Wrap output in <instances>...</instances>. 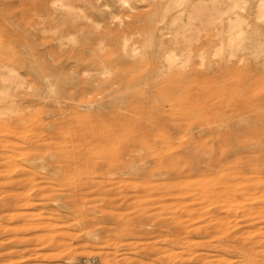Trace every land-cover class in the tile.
Listing matches in <instances>:
<instances>
[{
    "label": "rangeland",
    "instance_id": "1",
    "mask_svg": "<svg viewBox=\"0 0 264 264\" xmlns=\"http://www.w3.org/2000/svg\"><path fill=\"white\" fill-rule=\"evenodd\" d=\"M40 1L0 0V74L18 79H0V264H264L254 1L221 53V23L189 24L187 2L69 0L72 29Z\"/></svg>",
    "mask_w": 264,
    "mask_h": 264
},
{
    "label": "bare ground",
    "instance_id": "2",
    "mask_svg": "<svg viewBox=\"0 0 264 264\" xmlns=\"http://www.w3.org/2000/svg\"><path fill=\"white\" fill-rule=\"evenodd\" d=\"M23 0H18V2H22ZM50 1V3H52V4H58V3H60V6L62 7V8H65V10L66 11H63L64 13H63V15H61V17H59L58 19H57V21H58V23L60 22L61 24H63L64 26H68V27H70V28H72V29H74L75 28V25L76 24H74V22H73V19H78V18H75V16L76 15H80L81 16V14L85 11L84 9H83V11H82V13H80L79 12V14H77L76 13V11L74 12L73 10L74 9H72V7L74 6H79V5H77L76 3V5H72L70 2H68L69 0H43V1H40V5L41 6H43L44 5V3L46 2H49ZM66 1V2H65ZM72 1V0H71ZM85 1V0H84ZM123 4H127L128 3V5H129V0H120ZM250 2V0H167V7H165V10H166V12L168 11V9H170L172 6L173 7H178V6H182V4H184V3H188V23L189 24H191V23H193L194 21H199L200 23H203V24H205L206 26L207 25H215V24H217V22H220L221 23V29L219 28L218 29V36H219V40H220V42H219V44H218V48H217V52L218 53H221L223 50H224V48L225 47H233V46H236V45H238V44H240V42L244 39V37H245V29L243 28V25L246 23V18L244 17L245 15H243V12H244V10H245V7H246V4H247V2ZM251 1H254V2H251V3H255V12H254V15H255V18H256V20H258V19H261V18H264V0H251ZM44 2V3H43ZM74 2V1H73ZM1 3V2H0ZM17 3V2H16ZM85 3H87V4H92V0L91 1H89V0H87V2H85ZM8 4V3H7ZM53 5V6H54ZM84 5V4H83ZM92 5H94V4H92ZM90 6V5H89ZM25 7V6H24ZM81 7V6H80ZM80 7H79V9H80ZM91 7V6H90ZM183 7V6H182ZM16 8V7H15ZM18 8V7H17ZM36 8V7H35ZM34 8V9H35ZM76 8V7H75ZM85 8V7H84ZM94 8H95V5H94ZM164 8V7H163ZM186 8V7H185ZM252 8V7H251ZM72 9V10H71ZM30 10V9H29ZM59 10V9H58ZM251 10V9H250ZM25 12V11H24ZM245 13V12H244ZM252 13V12H251ZM250 13V14H251ZM19 14V13H18ZM48 14V13H47ZM89 15V14H88ZM3 16V15H2ZM181 16V14L179 13L178 15H176V17H175V20L176 19H178L179 17ZM251 16H252V14H251ZM82 17H84V15L82 16ZM86 17V16H85ZM249 17H250V15H249ZM57 18V17H56ZM258 18V19H257ZM31 19V18H30ZM55 19V18H54ZM180 19V18H179ZM12 20V19H11ZM22 20V19H21ZM86 20V19H85ZM175 20H173L174 22H175ZM224 20H226V26L222 23ZM261 20H263V19H261ZM75 21V20H74ZM88 21V20H87ZM259 21V20H258ZM6 22V21H5ZM89 22H90V20H89ZM75 23H76V21H75ZM187 23V24H188ZM2 24V23H1ZM15 24V23H14ZM81 23H79V25H80ZM247 24V23H246ZM93 25V24H92ZM186 25V24H185ZM247 25H249V24H247ZM17 26H20V25H18L17 24ZM56 26H57V24H56ZM81 26V25H80ZM182 26V25H181ZM197 26V25H196ZM58 27V26H57ZM87 27V26H86ZM179 27V26H178ZM185 27L186 26H184V29H185ZM89 28V27H88ZM90 28H91V26H90ZM197 28L199 29V27L197 26ZM44 29V28H43ZM42 29V30H43ZM62 29V28H61ZM80 30H81V28H79ZM63 30V29H62ZM94 30V29H93ZM148 30V29H147ZM178 30V29H177ZM257 30V29H256ZM79 31V30H78ZM188 31V30H187ZM186 31V32H187ZM25 32V31H24ZM183 32H185V30L183 31ZM254 32V31H253ZM21 33V32H20ZM95 33V32H94ZM109 33V32H108ZM14 34H16V33H14ZM53 35H54V33H52ZM55 34H56V31H55ZM66 34V33H65ZM87 34V33H86ZM60 35V34H59ZM108 35V34H107ZM184 35V34H183ZM250 35H253V34H250ZM61 36V35H60ZM97 36V35H96ZM99 36H102V35H99ZM185 36H187V35H185ZM6 37V36H5ZM58 37V36H57ZM181 37V36H180ZM253 37V36H252ZM79 38V37H78ZM102 38V37H101ZM122 38V37H121ZM249 38H250V36H249ZM68 39V38H67ZM192 39V38H191ZM251 39V38H250ZM256 40H257V38H255ZM62 40V39H61ZM189 40V39H188ZM254 40V39H253ZM64 41V40H63ZM102 41V40H101ZM100 41V42H101ZM81 42H83V41H81ZM86 42V41H85ZM186 42V41H185ZM257 42V41H256ZM260 42V41H259ZM255 44H257V43H255ZM263 44V43H262ZM10 45V44H9ZM12 45V44H11ZM85 45V44H84ZM252 45V44H251ZM60 46V45H59ZM59 46H58V48H59ZM91 46V45H90ZM243 46V45H242ZM89 47V46H88ZM87 47V48H88ZM185 47V46H184ZM255 47V46H254ZM57 48V47H56ZM102 48V47H101ZM257 49H258V47H256ZM255 48V49H256ZM2 50H3V47L1 48ZM6 49V48H5ZM4 49V50H5ZM32 49V48H31ZM60 49V48H59ZM248 49V48H247ZM10 50V49H9ZM34 50V49H33ZM72 50V49H71ZM259 50V49H258ZM257 50V51H258ZM263 50V52H264V49H262ZM10 52V51H9ZM60 52V51H59ZM91 52V51H90ZM262 52V53H263ZM16 53V52H15ZM20 53V52H19ZM7 54V53H6ZM11 54V53H10ZM32 54H33V52H32ZM17 55V54H16ZM20 55H21V53H20ZM27 55V54H26ZM74 55V54H73ZM85 55V54H84ZM83 55V56H84ZM102 55V54H101ZM6 56V55H5ZM12 56V55H11ZM22 56V55H21ZM58 56V55H57ZM62 56V55H61ZM69 56H70V54H69ZM82 56V55H81ZM86 56V55H85ZM175 54H169V55H167L166 56V60H167V62L169 63V64H171V65H173V64H175L174 63V61H176L175 60ZM16 57V56H15ZM18 57V56H17ZM34 57V56H33ZM73 57V56H72ZM222 57V56H221ZM220 57V58H221ZM8 58V57H7ZM3 59V58H2ZM18 59H19V57H18ZM26 59V58H25ZM32 59H34V58H32ZM42 59V58H41ZM114 59V58H113ZM15 60V59H14ZM24 60V59H23ZM59 60V59H58ZM116 60H118V59H116ZM8 61V60H7ZM6 61V62H7ZM32 61V60H31ZM40 61V60H39ZM76 61V60H75ZM4 62V61H3ZM6 62H4V63H6ZM11 62H13V60L11 61ZM25 62V61H24ZM41 62V61H40ZM40 62H39V64H40ZM46 62V61H45ZM21 63V62H20ZM43 63V62H42ZM2 64V63H1ZM18 64V63H17ZM16 64V65H17ZM35 64H36V62H35ZM44 64V63H43ZM78 64V63H77ZM113 64H114V62H113ZM3 65V64H2ZM2 65H1V67H2ZM36 65H38V64H36ZM50 65V64H49ZM13 66H15V65H13ZM26 66H29V65H26ZM56 66V65H55ZM105 66V65H104ZM114 66V65H113ZM6 67V66H5ZM18 67V66H17ZM41 67V66H40ZM47 67V66H46ZM52 66H50V68H51ZM115 67V66H114ZM21 68V67H20ZM22 68H24V67H22ZM32 68V67H31ZM36 68V67H35ZM43 68V67H42ZM49 68V67H48ZM57 68V67H56ZM171 68H172V66H171ZM26 69V68H25ZM44 69V68H43ZM110 69V68H109ZM35 70V69H34ZM117 70V69H116ZM119 70V69H118ZM125 70V69H124ZM225 70V69H224ZM15 71V70H14ZM14 71L13 70H10V73H9V75L8 76H6V78L4 77V74L3 75H1L0 74V76H1V78L0 79H2V81L3 82H8V83H10V84H14V86H15V84L17 85L18 84V79H17V76L14 74ZM26 71V70H25ZM32 71V70H31ZM105 71V70H104ZM107 71V70H106ZM227 71V70H226ZM51 72V71H50ZM71 72V71H70ZM108 72V71H107ZM28 73V72H27ZM43 74H44V72H42ZM74 73V72H73ZM109 73V72H108ZM42 74V75H43ZM46 74H48V73H46ZM45 74V75H46ZM71 74V73H70ZM118 74V73H117ZM174 74V73H173ZM177 74V73H176ZM175 74V75H176ZM220 74V73H219ZM7 75V74H6ZM65 75V74H64ZM127 76V75H126ZM178 76V75H177ZM116 77V76H115ZM117 77H118V75H117ZM204 77V76H203ZM225 78H227V77H225ZM77 79V78H76ZM117 79V78H116ZM228 79V78H227ZM234 79V78H233ZM237 79V78H236ZM20 80V79H19ZM39 80V79H38ZM45 80V79H44ZM63 80V79H62ZM101 80V78L100 79H95V81H100ZM180 80V79H179ZM56 81V80H55ZM103 82H107V83H111V82H114L113 81V79L111 80V79H108L107 81L105 80H102ZM115 81H124V80H120V78L118 79V80H115ZM134 81H136V80H134ZM120 82V83H121ZM222 82V81H221ZM224 82V81H223ZM21 83V82H20ZM47 83H48V81H47ZM59 83H61V82H59ZM100 83V82H99ZM106 83V84H107ZM125 83V82H124ZM195 83V82H194ZM206 84V83H205ZM210 84V83H209ZM229 84V83H228ZM35 85V84H34ZM42 85V84H41ZM1 86H2V84H1ZM60 86V90H59V92L61 93V94H59L60 96H61V98H64V96L66 95H72V93L69 91V89H68V87L66 88V87H64L62 84H60L59 85ZM106 86V85H105ZM125 86V85H124ZM5 88V87H4ZM55 88H56V86H55ZM55 88L51 85H48L47 86V88L46 89H48V93L49 94H52V93H56V90H55ZM9 90H10V88H9ZM12 90V89H11ZM34 90V89H33ZM84 90V89H83ZM112 90V89H111ZM243 91V90H242ZM4 92V91H3ZM8 92V91H7ZM120 92V91H119ZM74 93V92H73ZM10 93H6L5 94V92H4V95L3 96H5L4 98H7V97H9L10 98V95H9ZM77 94V93H76ZM75 93H74V95H76ZM87 94V93H86ZM120 95V94H119ZM121 95H122V93H121ZM11 96H13L12 94H11ZM43 96V95H42ZM49 96V95H48ZM54 96V95H53ZM169 96H171V95H169ZM68 97V96H67ZM123 97V96H122ZM128 97V96H127ZM162 97V96H161ZM71 98V97H70ZM244 98V97H243ZM117 99V98H116ZM242 99V98H241ZM15 100V99H14ZM71 100V99H70ZM86 100V99H85ZM84 100V101H85ZM93 100V99H92ZM157 100V99H156ZM53 101V100H52ZM169 101V100H168ZM5 102V101H4ZM55 104H57V106H58V104H59V101H58V98H56V100H54L53 101ZM74 102V101H73ZM166 102H167V100H166ZM3 103V102H2ZM158 103V102H157ZM16 102L15 101H13L11 104H10V106H11V113L12 112H18V106H16ZM51 104V103H50ZM121 104V103H120ZM101 105V104H100ZM8 107V106H7ZM9 108V107H8ZM8 108L6 109V110H8ZM62 108V107H61ZM60 108V109H61ZM53 109V108H52ZM58 107H57V111H58ZM59 109V110H60ZM119 109H121V108H119ZM70 110V109H69ZM50 111H51V109H50ZM61 111V110H60ZM59 111V112H60ZM62 111H63V109H62ZM71 111V110H70ZM175 112V111H174ZM56 114V113H55ZM58 114V113H57ZM60 115V114H59ZM72 115V114H71ZM63 116V115H62ZM66 116V115H65ZM65 116H63V118L65 117ZM101 116V115H100ZM61 117V116H60ZM68 117V116H67ZM99 117V116H98ZM94 118V117H93ZM102 118V117H101ZM64 119H66V118H64ZM68 119V118H67ZM105 119V118H104ZM62 120V119H61ZM91 120V119H90ZM65 121V120H64ZM63 121V122H64ZM59 121H57V123H58ZM67 123V122H66ZM85 123V122H84ZM83 123V124H84ZM96 123V122H95ZM53 124H55V123H53ZM107 124V123H106ZM60 125V124H59ZM69 124H67V126H68ZM128 125H129V123H128ZM66 126V125H65ZM82 126V125H81ZM148 126V125H147ZM180 126V125H179ZM55 127V126H54ZM79 127V126H78ZM53 128V127H52ZM149 128V127H148ZM179 129V128H178ZM90 131V130H89ZM181 131V130H180ZM185 133V132H184ZM66 134V133H65ZM79 134V133H78ZM99 134V133H98ZM174 134V133H173ZM56 135V134H55ZM71 135V134H70ZM175 135V134H174ZM41 137V136H40ZM74 138V137H73ZM76 139V138H75ZM42 140V139H41ZM73 140V139H72ZM84 141V140H83ZM86 141V140H85ZM41 142V141H40ZM73 142H74V140H73ZM129 143V142H128ZM75 146V145H74ZM59 152V151H58ZM51 153V152H50ZM53 154V153H52ZM127 154V153H126ZM57 155V154H56ZM58 155H60V154H58ZM137 155V154H136ZM76 156V155H75ZM55 157V156H54ZM62 157V156H61ZM60 157V158H61ZM33 158H36V157H33ZM40 158V157H39ZM12 159V158H11ZM42 159V158H41ZM36 160V159H35ZM75 160V159H74ZM60 161V160H59ZM6 163V162H5ZM11 163V162H10ZM53 163V162H52ZM55 163V162H54ZM53 163V164H54ZM131 163V162H130ZM9 165V164H8ZM8 165H6L7 167H8ZM45 165V164H44ZM10 166H11V164H10ZM13 166V165H12ZM76 166V165H75ZM9 169H10V167H9ZM54 169V168H53ZM8 170V169H7ZM58 170V169H57ZM10 171V170H9ZM56 171V170H55ZM59 172H60V170H58ZM62 174V173H61Z\"/></svg>",
    "mask_w": 264,
    "mask_h": 264
}]
</instances>
